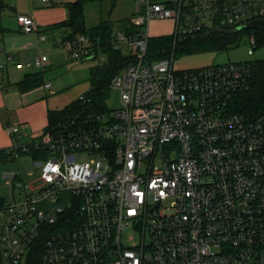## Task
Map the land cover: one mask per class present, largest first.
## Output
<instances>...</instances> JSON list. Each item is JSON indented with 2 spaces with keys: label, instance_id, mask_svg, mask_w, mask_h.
Returning a JSON list of instances; mask_svg holds the SVG:
<instances>
[{
  "label": "built area",
  "instance_id": "1",
  "mask_svg": "<svg viewBox=\"0 0 264 264\" xmlns=\"http://www.w3.org/2000/svg\"><path fill=\"white\" fill-rule=\"evenodd\" d=\"M134 1L130 32L114 38L135 59L111 80L116 109L67 115L27 143L8 126L15 142L0 158L31 155L39 176L33 186L3 173L0 264H25L43 234L47 264H264V114L232 108L251 88L253 60L176 70L173 55L147 58L154 19H173L175 39L195 38L264 19V0ZM17 21L39 29L31 15ZM63 47L72 60L98 53L84 33ZM14 60L0 48V89Z\"/></svg>",
  "mask_w": 264,
  "mask_h": 264
},
{
  "label": "crops",
  "instance_id": "2",
  "mask_svg": "<svg viewBox=\"0 0 264 264\" xmlns=\"http://www.w3.org/2000/svg\"><path fill=\"white\" fill-rule=\"evenodd\" d=\"M1 1L0 48L5 52L13 53L15 60L7 63L4 87L0 89V151L8 149L15 142L7 132L9 125L18 126L21 142H31L42 136L46 130L50 111L64 109L88 92L92 86L90 69H85V66L78 67L79 84L74 91L68 88L67 80L64 81L61 77L65 67L64 62L72 59L68 58L63 47L70 30L60 25L69 18L68 4L75 0ZM131 1L133 5L129 7L134 12L135 1ZM20 13L33 16L39 28L37 32L22 31L17 21V15ZM41 33L47 38L42 40ZM102 54V58L106 60V55ZM38 57L44 59L41 67L28 65L29 61ZM90 58L80 59V63ZM29 74H38L41 77V84L31 87L22 84ZM46 82H51V89L45 88ZM1 161L5 162L0 158Z\"/></svg>",
  "mask_w": 264,
  "mask_h": 264
},
{
  "label": "trees",
  "instance_id": "3",
  "mask_svg": "<svg viewBox=\"0 0 264 264\" xmlns=\"http://www.w3.org/2000/svg\"><path fill=\"white\" fill-rule=\"evenodd\" d=\"M95 0H75L68 4L69 18L60 26L70 30L66 38H71L78 33L90 36L95 50L106 55V62L90 68L91 89L84 94L85 101L80 98L61 110L49 112L47 129L60 118L75 113L98 114L109 111L107 100L109 97L112 78L122 71L135 59L128 53L114 48L115 26L109 19L93 27L87 26L85 8ZM122 29L130 32L128 25ZM254 31L257 38L256 48L264 45V32L258 29H247L234 33H224L219 30L205 32L195 38H178L174 36L152 37L149 41L147 58L149 60H161L173 56L192 54L203 51H222L238 45L244 34ZM253 64V76L251 88L248 91L239 92L232 101V108L240 113L252 116L264 114V58L255 59ZM26 87L41 84L38 74L26 75L22 84ZM5 151H0V157ZM47 234H43L29 252L25 264H47L45 242Z\"/></svg>",
  "mask_w": 264,
  "mask_h": 264
},
{
  "label": "rangeland",
  "instance_id": "4",
  "mask_svg": "<svg viewBox=\"0 0 264 264\" xmlns=\"http://www.w3.org/2000/svg\"><path fill=\"white\" fill-rule=\"evenodd\" d=\"M7 1V0H6ZM25 1V0H24ZM164 1V0H162ZM133 5L131 0H95L86 5L85 13L88 26H94L101 20L109 19L114 23L115 34L118 29L129 24L130 17L133 15ZM129 8V9H128ZM252 30V29H251ZM150 33L152 37L173 36L175 34V21L173 19H154L150 23ZM255 35L254 31L243 35L238 45L222 51H203L192 54L173 56L174 68L176 70L202 68L210 65H224L235 62L251 61L264 58V45L251 50V36ZM124 53H130L126 44L120 47ZM102 53H96L93 58L80 60H71L64 62L65 67L61 72L63 80H67L68 88L74 91L79 84V66H85V69L104 64L106 60L102 59ZM172 57V56H171ZM89 72V71H88ZM60 77V76H59ZM109 108L116 109L120 104V94L116 89L110 87L109 97L107 100ZM156 165L161 164L160 157L156 158ZM33 157L31 155H22L21 157L0 162V197H5L8 201L11 199L10 188L3 177L6 171H16L21 173L27 184L38 185V172L31 173L33 170ZM170 200L167 201V204Z\"/></svg>",
  "mask_w": 264,
  "mask_h": 264
},
{
  "label": "water",
  "instance_id": "5",
  "mask_svg": "<svg viewBox=\"0 0 264 264\" xmlns=\"http://www.w3.org/2000/svg\"><path fill=\"white\" fill-rule=\"evenodd\" d=\"M247 29H258L264 32V19L260 18V19L251 20L249 22L242 23L232 29L218 28L217 30L224 33H234Z\"/></svg>",
  "mask_w": 264,
  "mask_h": 264
}]
</instances>
